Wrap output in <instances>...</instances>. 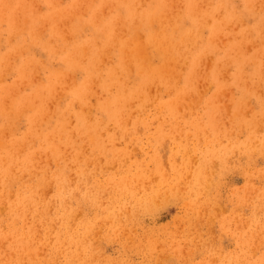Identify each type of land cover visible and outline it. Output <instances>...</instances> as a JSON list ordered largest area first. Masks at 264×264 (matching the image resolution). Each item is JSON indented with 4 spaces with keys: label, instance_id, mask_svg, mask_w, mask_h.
<instances>
[{
    "label": "clouds",
    "instance_id": "clouds-1",
    "mask_svg": "<svg viewBox=\"0 0 264 264\" xmlns=\"http://www.w3.org/2000/svg\"><path fill=\"white\" fill-rule=\"evenodd\" d=\"M94 78L25 153L0 148V264H264V97L236 93L225 125L214 99L188 116L170 98L153 103L145 80L124 86L117 70L89 119ZM40 153L55 167H37ZM172 209L178 218L161 224Z\"/></svg>",
    "mask_w": 264,
    "mask_h": 264
},
{
    "label": "rangeland",
    "instance_id": "rangeland-1",
    "mask_svg": "<svg viewBox=\"0 0 264 264\" xmlns=\"http://www.w3.org/2000/svg\"><path fill=\"white\" fill-rule=\"evenodd\" d=\"M246 1L0 0V148L25 153L36 143V135L53 123L82 78L94 75L88 105L82 109L91 119L104 99L99 87L103 76L117 70L124 86L132 88L138 79L145 80L153 103L170 98L188 116L195 115L206 99H214L221 121L229 124L234 105L240 104L236 93L256 96L258 102L264 97V0ZM181 86L191 89V94H178ZM74 107L81 110L79 104ZM133 107L134 103L129 105ZM240 111L249 116L254 107L249 102ZM75 123L73 118L69 127ZM18 136L25 142L17 145ZM133 154L143 155L139 148ZM36 158L37 167H55L49 153ZM53 191L48 184L41 194L47 199ZM6 210L7 205L0 207V214ZM83 216V211L77 212L74 222ZM174 218H178L176 209L160 222L168 225Z\"/></svg>",
    "mask_w": 264,
    "mask_h": 264
},
{
    "label": "bare ground",
    "instance_id": "bare-ground-1",
    "mask_svg": "<svg viewBox=\"0 0 264 264\" xmlns=\"http://www.w3.org/2000/svg\"><path fill=\"white\" fill-rule=\"evenodd\" d=\"M78 1H79V0H78ZM157 1H158V0H157ZM249 1H251V0H249ZM249 1H248V2H249ZM151 2H152V1H151ZM245 2H247V1L245 0ZM250 3H251V2H250ZM141 4H142V3H141ZM77 5H78V4H77ZM153 5H154V4H153ZM160 5H161V4H160ZM248 5H249V4H248ZM82 6H83V5H82ZM163 6H164V5H163ZM165 6H166V5H165ZM249 7H250V6H249ZM75 9H77V8H75ZM158 9H159V8H158ZM131 10H132V9H131ZM76 11H77V10H76ZM162 11H163V10H162ZM80 12H81V11H80ZM127 12H128V11H127ZM168 12H169V11H168ZM70 14H71V13H70ZM80 14H81V13H80ZM94 14H96V13L94 12ZM94 14H92V15H94ZM126 14H127V13H126ZM168 14H171V12L168 13ZM172 14H173V12H172ZM177 14H179V13H177ZM73 15H74V14H73ZM174 15H175V13H174ZM96 16H97V15H96ZM125 16H126V15H125ZM166 16H167V14H166ZM192 16H193V15H192ZM63 17H64V16H63ZM97 17H98V16H97ZM169 17H170V16H169ZM194 17H195V16H194ZM225 17H226V16H225ZM91 18H92V17H91ZM128 18H129V17H128ZM151 18H152V17H151ZM172 18H173V17H172ZM71 19H72V18H71ZM126 19H127V18H126ZM169 19H170V18H169ZM55 20H56V19H55ZM116 20H117V19H116ZM142 20H143V19H142ZM162 20H163V19H162ZM181 20H182V19H181ZM237 20H238V19H237ZM169 21H170V20H169ZM169 21H168V22H169ZM108 22H109V21H108ZM165 22H166V21H165ZM168 22H167V23H168ZM175 22H176V21H175ZM204 23H205V22H204ZM23 24H24V22H23ZM155 24H156V23H155ZM180 24H181V23H180ZM44 25H45V24H44ZM64 25H66V24H64ZM117 25H118V24H117ZM216 25H217V24H216ZM261 25H262V24H261ZM124 26H125V25H124ZM258 26H260V25H258ZM59 27H60V26H59ZM148 27H149V26H148ZM214 27H215V26H214ZM142 28H143V27H142ZM174 28H175V27H174ZM252 28H253V27H252ZM258 28H259V27H258ZM121 29H122V28H121ZM201 29H202V28H201ZM215 29H216V27H215ZM261 29H263L262 26H261ZM167 30H168V29H167ZM198 30H199V28H198ZM145 31H146V30H145ZM179 31H180V30H179ZM200 31H201V30H200ZM248 31H250V29H249ZM167 32H168V31H167ZM172 32H173V31H172ZM197 32H198V31H197ZM212 32H213V30H212ZM219 32H220V31H219ZM252 32H253V31H252ZM65 33H66V32H65ZM112 33H113V34H112ZM112 33H111L112 35H115L114 32H112ZM124 33H125V32H124ZM213 33H214V32H213ZM223 33H224V32H223ZM250 33H251V32H250ZM250 33H249V34H250ZM172 34L174 35V33H172ZM172 34H171V35H172ZM211 34H212V33H211ZM220 34H221V33H220ZM259 34H260V33H259ZM124 35H125V34H124ZM64 36H66V35H64ZM67 36H68V35H67ZM101 36H102V35H101ZM159 36H160V35H159ZM212 36H213V35H212ZM247 36H248V35H247ZM247 36H246V37H247ZM256 36H257V35H256ZM157 37H158V36H157ZM168 37H169V36H168ZM170 37H171V36H170ZM194 37H195V36H194ZM219 37H220V36H218V38H219ZM113 38H114V37H113ZM165 38H166V37H165ZM196 38H197V35H196ZM196 38H195V39H196ZM244 38H245V37H244ZM260 38H261V37H260ZM139 39H140V38H139ZM161 39H162V38H161ZM187 39H188V38H187ZM195 39H194V41H196ZM102 40H103V39H102ZM143 40H144V38H143ZM148 40H149V38H148ZM163 40H164V39H163ZM197 40H198V39H197ZM242 40H243V39H242ZM242 40H241V41H242ZM161 41H162V40H161ZM173 41H174V40H173ZM211 41H213V39L210 40V38H209V42H210V44L213 43V42H211ZM216 41H218V40H216ZM159 42H160V41H159ZM185 42H187V41H185ZM199 42H200V41H199ZM209 42H208V43H209ZM119 43H120V42H119ZM191 43H192V42H191ZM195 43H198V42H195ZM213 44H214V43H213ZM234 44H235V43H234ZM234 44H233V45H234ZM161 45H163V44H161ZM161 45H160V46H161ZM192 45H193V44H192ZM121 46H122V45H121ZM210 46H213V45H210ZM210 46H209V47H210ZM231 46H232V45H231ZM231 46L229 47V49L231 50V49L233 48V50H234V47L232 46V48H231ZM234 46H235V45H234ZM236 46H238V44H237ZM153 47H154V46H153ZM238 48H239V47H238ZM139 49H140V48H139ZM152 49H153V48H152ZM184 49H185V48H184ZM229 49H228V52H231V53H229V54H232V51H229ZM235 49H237V48L235 47ZM114 50H115V49H114ZM175 50H176V49H175ZM180 50H181V49H180ZM237 50H239V49H237ZM120 51H121V50H120ZM176 51H177V50H176ZM183 51H184V50H183ZM235 51H236V50H235ZM146 52H147V51H146ZM184 52H186V50H185ZM228 52H227V54H228ZM237 52H238V51H237ZM237 52H236V53H237ZM171 53H172V52H171ZM171 53H170V54H171ZM233 53H234V52H233ZM236 53H235V54H236ZM69 54H70V53H69ZM106 54H107V53H106ZM152 54H153V53H152ZM152 54H151V55H152ZM165 54H167V53H165ZM168 54H169V53H168ZM183 54H184V53H183ZM185 54H186V53H185ZM237 54H238V53H237ZM138 55H140V54H138ZM66 56H67V55H66ZM232 56H233V55H232ZM234 56H235V55H234ZM117 57H118V56H117ZM135 57H136V56H135ZM149 57H150V56H149ZM229 57H230V56H229ZM229 57H228V58H229ZM237 57H238V56H237ZM239 57H240V56H239ZM120 58H121V57H120ZM233 58H234V57H233ZM150 59H151V58H150ZM239 59H241V57H240ZM242 59L245 60V58H243V56H242ZM139 60H140V59H139ZM148 60H149V59H148ZM200 60H201V59H200ZM234 60H235V59H234ZM130 61H132V60H130ZM155 61H156V60H155ZM160 61H161V60H160ZM160 61H159V62H160ZM179 61H180V60H179ZM187 61H188V60H187ZM193 61H194V60H193ZM231 61H232V60H231ZM235 61H236V60H235ZM239 62L241 63L242 61H238L237 63H239ZM132 63L134 64L135 62H132ZM161 63H162V62H160V64H161ZM170 63H171V62H170ZM184 63H185V62H184ZM187 63H188V62H187ZM187 63H186V64H187ZM231 63H232V62H231ZM123 64H124V63H123ZM241 64H242V63H241ZM243 64H244V63H243ZM252 64H253V63H252ZM119 65H120V64H119ZM124 65H125V64H124ZM124 65H123V66H124ZM135 65H137V63H136ZM146 65H147V64H146ZM175 65H176V64H175ZM184 65H185V64H184ZM218 65H219V64H218ZM236 65H237V64H236ZM238 65H239V64H238ZM127 66H128V65H127ZM130 66H131V65H129V67H130ZM147 66H148V65H147ZM176 66H177V65H176ZM179 66H180V64H179ZM196 66H197V65H196ZM131 67H132V66H131ZM168 67L170 68V66H168ZM181 67H182V66H181ZM252 67H253V66H252ZM215 68H216V67H215ZM215 68H214V69H215ZM241 68H242V67H241ZM180 69H181V68H180ZM140 70H141V69H140ZM149 70H150V69H149ZM193 70H195V68L192 69V71H193ZM254 70H255V69H254ZM260 71L262 72V69H261ZM160 72H161V71H160ZM163 72H165V71L163 70ZM172 72H173V71H172ZM172 72H170V73H172ZM244 72H245V71H244ZM110 73H111V72H110ZM241 73H242V72H241ZM241 73H240V74H241ZM254 73H255V72H254ZM254 73H253V74H254ZM173 74H174V73H173ZM185 74H186V73H185ZM201 74H202V73H201ZM234 74H235V73H234ZM137 75H138V74H137ZM178 75H179V74H178ZM163 76H164V75H163ZM165 76H166V75H165ZM186 76H187V75H186ZM190 76H191V75H190ZM136 77H138V76H136ZM146 77H147V76H146ZM161 77H162V75H161ZM161 77H158V79L161 78ZM175 77H176V76H175ZM162 78H163V77H162ZM166 79H167V78H166ZM188 79H189V78H188ZM240 79H241V81H239V82L242 83V78H240ZM240 79H238V80H240ZM174 80H175V79H174ZM184 80H185V79H184ZM200 80H201V79H200ZM238 80H237V81H238ZM159 81H160V80H159ZM166 81H168V80H166ZM186 81H188L187 78H186ZM161 82H162V81H161ZM161 82H160V83H161ZM243 82H244V81H243ZM246 82H247V81H246ZM70 83H71V82H70ZM244 83H245V82H244ZM169 84H170V81H169ZM172 84H173V83H172ZM166 87H167V86H166ZM56 89H57V88H56ZM57 93H58V92H57ZM227 97H228V96H227ZM199 99H200V98H199ZM187 105H188V104H187ZM131 106H132V105H131ZM23 111H24V110H23ZM82 111H84V110H82ZM44 116H45V115H44ZM89 118H90V117H89ZM5 145H6V144H5ZM85 149H86V148H85ZM1 208H2V207H1ZM1 210H2V209H1ZM3 211H4V210H3ZM76 214H77V213H76ZM75 218H76V217H75ZM75 218H74V219H75Z\"/></svg>",
    "mask_w": 264,
    "mask_h": 264
}]
</instances>
